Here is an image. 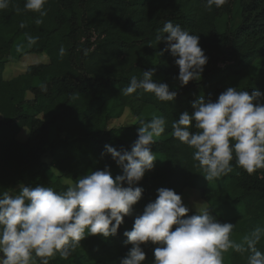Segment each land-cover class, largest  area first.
<instances>
[{"label":"trees","instance_id":"obj_1","mask_svg":"<svg viewBox=\"0 0 264 264\" xmlns=\"http://www.w3.org/2000/svg\"><path fill=\"white\" fill-rule=\"evenodd\" d=\"M24 4L25 0H11L0 10V192H16L21 183L61 191L65 179L75 181L105 166L111 167L114 178L122 169L105 145L130 151L139 122L153 117L143 115L145 110L167 121L165 132L151 146L159 160L138 182L144 189L142 198L125 216L118 234L107 239L86 236L71 256L62 259L57 253L49 264H120L131 247L125 244L124 232L132 229L161 187L181 196L187 188L197 190L217 219L235 225L231 237L237 242L256 226H264V169L249 175L233 160L231 173L209 183L192 159L193 150L170 135L172 121L193 111L191 102L200 96L215 101L228 87L264 92V0H228L220 8L213 5L211 11L204 7L205 0H48L44 17L24 11ZM236 15L237 24L221 28L222 18L234 20ZM169 20L199 35L208 57L201 79L186 86L174 78L179 68L170 51L160 53L165 42L156 40ZM25 34L38 39L31 47L27 43L19 57L46 54L48 59L7 78L14 44ZM152 68L155 80L178 92L174 101H159L143 90L120 94L132 75L139 77ZM41 84L47 85V92ZM127 108L137 120L109 127ZM24 129L29 134L20 140ZM47 153L59 171L56 179L50 177V165L44 160ZM157 246L142 245L144 264H152ZM257 248L264 252V238ZM247 255L233 251V264H247Z\"/></svg>","mask_w":264,"mask_h":264},{"label":"clouds","instance_id":"obj_2","mask_svg":"<svg viewBox=\"0 0 264 264\" xmlns=\"http://www.w3.org/2000/svg\"><path fill=\"white\" fill-rule=\"evenodd\" d=\"M11 0H0V10ZM228 0H205L204 7L224 6ZM48 0H25L24 11L47 15ZM19 13L21 9L17 8ZM37 25L42 19H36ZM25 25L21 24L23 28ZM166 34V35H165ZM26 35L28 46L38 37ZM164 41L179 68L174 77L181 86L201 79L208 57L200 46V36L190 33L171 20L164 23L156 37ZM23 45H17V52ZM61 58L65 49L60 48ZM156 69L144 70L120 94L129 96L137 90L151 93L162 102L174 101L177 91L169 84L155 80ZM47 92V85L41 84ZM264 92L228 87L218 98L200 96L191 102L193 111H184L172 121L170 135L193 150L192 159L211 183L233 171L235 166L249 175L264 169ZM166 118L153 116L139 122L138 138L131 150H117L111 144L110 153L122 174L114 178L111 167L92 170L75 181L65 179L66 188L57 191L42 184H20L16 192H0V264H49L58 253L62 259L71 256L86 236L101 235L105 239L118 234L125 216L142 198L144 189L138 186L145 173L154 169L157 156L151 146L165 132ZM192 129H195L193 131ZM125 184L127 186H125ZM154 202H149L137 216L131 230H126L125 244H130L120 264H144L146 253L142 245L151 242L154 248L152 264H224L229 250L247 253V264H264V252L257 244L264 238V226H256L239 242L232 239L235 225L221 222L210 208L190 209L174 189L161 187ZM175 226V227H174Z\"/></svg>","mask_w":264,"mask_h":264},{"label":"rangeland","instance_id":"obj_3","mask_svg":"<svg viewBox=\"0 0 264 264\" xmlns=\"http://www.w3.org/2000/svg\"><path fill=\"white\" fill-rule=\"evenodd\" d=\"M239 16L236 15L234 20H230L226 17L222 18L220 21V26L222 29L229 28L232 25H235L239 22ZM17 45H23V50L27 46V40L24 35H21L17 38L13 51H12V57L10 59V62L7 65L5 76L7 78H12L17 76L18 74L25 71V69L32 63L40 62V61H47V55H36V54H24L22 57H19V54L21 52H17ZM38 82V81H37ZM32 96L29 94V97ZM143 115L146 116H154L155 112L148 109L143 112ZM137 120L136 116L132 113L130 109H126L123 113V115L118 118L111 121L109 124V127H116L120 125H131ZM29 134V131L27 129H24L19 134L20 140H25ZM44 160L50 165L49 174L52 179H56L59 176V171L52 165V157L50 153L45 154ZM159 160L158 156L157 159ZM11 192H14L11 191ZM184 204L190 209V210H196L197 208H210L209 205L206 203L204 199L201 198L199 192L195 189L187 188L182 196ZM234 239L233 237H231ZM232 250H229L227 253L224 254V264H233L232 261ZM38 264V263H37Z\"/></svg>","mask_w":264,"mask_h":264}]
</instances>
